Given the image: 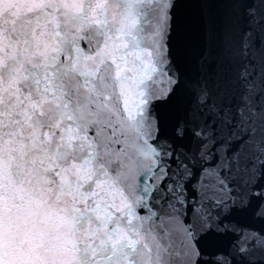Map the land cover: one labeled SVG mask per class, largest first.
I'll use <instances>...</instances> for the list:
<instances>
[{
	"label": "snow or ice",
	"instance_id": "6c2138e0",
	"mask_svg": "<svg viewBox=\"0 0 264 264\" xmlns=\"http://www.w3.org/2000/svg\"><path fill=\"white\" fill-rule=\"evenodd\" d=\"M0 264H264V0H0Z\"/></svg>",
	"mask_w": 264,
	"mask_h": 264
}]
</instances>
